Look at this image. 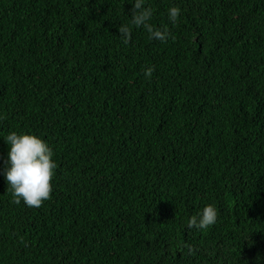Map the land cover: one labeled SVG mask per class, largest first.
<instances>
[{"label": "trees", "instance_id": "16d2710c", "mask_svg": "<svg viewBox=\"0 0 264 264\" xmlns=\"http://www.w3.org/2000/svg\"><path fill=\"white\" fill-rule=\"evenodd\" d=\"M144 7L166 41L129 0H0V264H264V0ZM13 131L54 153L38 208L5 178Z\"/></svg>", "mask_w": 264, "mask_h": 264}, {"label": "clouds", "instance_id": "9594fccd", "mask_svg": "<svg viewBox=\"0 0 264 264\" xmlns=\"http://www.w3.org/2000/svg\"><path fill=\"white\" fill-rule=\"evenodd\" d=\"M133 4L131 24L142 26L149 33L150 39L166 41L171 33L165 27L163 30L154 28L149 21L152 9L144 7V0H129ZM181 10L171 7L168 10L170 21L178 22ZM119 35L124 44L131 40V28L122 24L118 27ZM174 38V37H173ZM153 69L146 68L145 75L150 77ZM10 145L6 164L5 178L13 196V202L20 204L21 200L28 207L38 208L45 200L51 198L53 190L56 162L53 159L52 148L40 137L34 134H18L13 131L5 138ZM217 220L214 206L207 205L202 213L193 215L187 222L189 229H207Z\"/></svg>", "mask_w": 264, "mask_h": 264}]
</instances>
